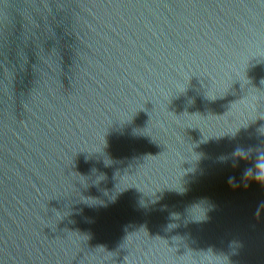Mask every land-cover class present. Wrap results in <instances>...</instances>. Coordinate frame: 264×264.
<instances>
[{
    "label": "water",
    "instance_id": "95a60500",
    "mask_svg": "<svg viewBox=\"0 0 264 264\" xmlns=\"http://www.w3.org/2000/svg\"><path fill=\"white\" fill-rule=\"evenodd\" d=\"M264 0H0V264H264Z\"/></svg>",
    "mask_w": 264,
    "mask_h": 264
},
{
    "label": "clouds",
    "instance_id": "9594fccd",
    "mask_svg": "<svg viewBox=\"0 0 264 264\" xmlns=\"http://www.w3.org/2000/svg\"><path fill=\"white\" fill-rule=\"evenodd\" d=\"M261 173H260V175L259 176H257L256 178L258 179V180H262V181H264V179H261Z\"/></svg>",
    "mask_w": 264,
    "mask_h": 264
}]
</instances>
